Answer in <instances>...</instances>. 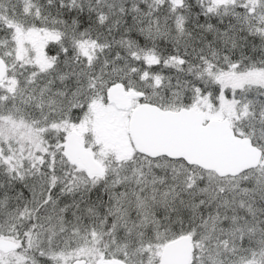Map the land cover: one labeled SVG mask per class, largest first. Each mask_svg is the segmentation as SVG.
Segmentation results:
<instances>
[{"label":"snow or ice","instance_id":"snow-or-ice-1","mask_svg":"<svg viewBox=\"0 0 264 264\" xmlns=\"http://www.w3.org/2000/svg\"><path fill=\"white\" fill-rule=\"evenodd\" d=\"M0 264H264V0H0Z\"/></svg>","mask_w":264,"mask_h":264}]
</instances>
